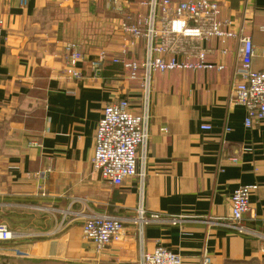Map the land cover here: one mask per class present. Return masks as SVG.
<instances>
[{
	"label": "crops",
	"instance_id": "crops-1",
	"mask_svg": "<svg viewBox=\"0 0 264 264\" xmlns=\"http://www.w3.org/2000/svg\"><path fill=\"white\" fill-rule=\"evenodd\" d=\"M19 1L0 0V224L23 237L0 242V264H138L141 250L155 246L182 264H201L205 255L211 264H264V240L224 225L231 194L256 185L242 225L264 235V124L245 127L246 110L232 100L236 41L224 56L218 42L203 43L212 51L207 60L224 65L220 72L152 76L143 194L149 224L140 235L130 222L138 181L112 187L91 165L103 107L127 99L134 111L140 101L138 83L122 79L121 65L108 60L95 75L88 64L99 50L118 54L122 14L107 10L106 0ZM241 1L222 8L221 18L240 22ZM97 5L107 21L97 23ZM242 26L255 47L253 69L261 70L264 0H254ZM68 43L85 56L76 63L81 80L66 76ZM128 56L143 59V43ZM102 213L125 224L120 242L100 254L81 226L87 214Z\"/></svg>",
	"mask_w": 264,
	"mask_h": 264
},
{
	"label": "built area",
	"instance_id": "built-area-1",
	"mask_svg": "<svg viewBox=\"0 0 264 264\" xmlns=\"http://www.w3.org/2000/svg\"><path fill=\"white\" fill-rule=\"evenodd\" d=\"M232 0H106L109 11L122 14L120 29L125 42L113 57L106 50H99L89 61L93 74L103 70L106 61L122 66L125 75L122 79L137 82L140 91L138 109L132 110L126 99L107 103L96 126L94 152L91 158L93 172L112 187H119L125 179L137 182L138 204L135 217L130 220L135 230L142 235L143 228L149 224L143 206V194L146 185V160L149 141L150 107L152 100L153 74H165L170 71L200 70L220 72L222 63H211L207 55L212 51L203 46L211 41L220 44V54L227 53V42L235 40L237 78L231 90L234 104L246 110L244 126L252 128L255 124H264V65L261 70L253 69L255 47L251 38L245 34L242 23L251 10L254 0L241 1V21L235 18H221L222 8ZM26 6L27 0L19 1ZM4 21L0 18V40ZM264 32V26L260 27ZM141 41L144 56L141 60L129 59L134 44ZM66 52L69 65L66 76L72 80H81L82 74L76 63L85 59L74 43H68ZM264 64V52L261 55ZM201 129L211 128L201 125ZM167 133L166 129L162 130ZM236 163L235 158L229 159ZM254 186H239L229 200V216L224 225L240 234H250L264 240V235L253 233L242 225L243 218L250 212V193ZM179 220H172L176 223ZM220 224L219 221L215 222ZM125 220L106 213L87 214L81 226L83 238L92 243L97 253H103L107 247L120 242L123 236ZM221 225V224H220ZM23 234L14 233L0 224V242L14 241ZM142 245V242H141ZM210 258L202 257L201 264H211ZM138 264H182L179 255L161 246H155L149 253L140 252Z\"/></svg>",
	"mask_w": 264,
	"mask_h": 264
},
{
	"label": "rangeland",
	"instance_id": "rangeland-1",
	"mask_svg": "<svg viewBox=\"0 0 264 264\" xmlns=\"http://www.w3.org/2000/svg\"><path fill=\"white\" fill-rule=\"evenodd\" d=\"M93 9L96 11V13L98 12L99 14H94L95 18L98 20L97 23L100 21H107L108 20V17L105 13V11L103 10L102 6L101 5H97V6H94ZM92 9V10H93ZM98 16V17H97ZM99 31V30H98Z\"/></svg>",
	"mask_w": 264,
	"mask_h": 264
},
{
	"label": "water",
	"instance_id": "water-1",
	"mask_svg": "<svg viewBox=\"0 0 264 264\" xmlns=\"http://www.w3.org/2000/svg\"><path fill=\"white\" fill-rule=\"evenodd\" d=\"M99 74V73H98Z\"/></svg>",
	"mask_w": 264,
	"mask_h": 264
}]
</instances>
